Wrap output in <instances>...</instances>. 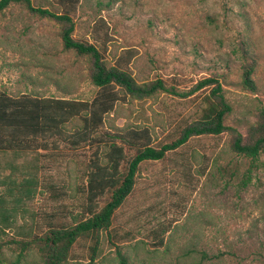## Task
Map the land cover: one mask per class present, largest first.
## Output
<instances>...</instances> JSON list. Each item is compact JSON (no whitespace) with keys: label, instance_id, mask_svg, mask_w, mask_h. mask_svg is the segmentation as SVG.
<instances>
[{"label":"rangeland","instance_id":"rangeland-1","mask_svg":"<svg viewBox=\"0 0 264 264\" xmlns=\"http://www.w3.org/2000/svg\"><path fill=\"white\" fill-rule=\"evenodd\" d=\"M32 3L63 13L56 0ZM73 20V38L96 46L107 67L184 93L217 79L232 110L223 134L193 137L162 161L142 163L112 230L99 242L79 237L68 264H89L95 243V264H264V153L252 160L233 150V130L247 142L264 110V0H81ZM63 28L23 5L0 14V92L96 98L93 59L64 49ZM250 66L254 91L243 84ZM211 90L141 101L120 92L96 135L147 127L155 145L169 143L200 118ZM83 126L78 117L64 130ZM38 145L0 151V264H44L40 239L88 217L87 174L99 156L105 164L107 148L96 141L75 147L49 137Z\"/></svg>","mask_w":264,"mask_h":264},{"label":"trees","instance_id":"trees-1","mask_svg":"<svg viewBox=\"0 0 264 264\" xmlns=\"http://www.w3.org/2000/svg\"><path fill=\"white\" fill-rule=\"evenodd\" d=\"M56 1L63 9L62 14L36 8L32 0H0V14L14 4L23 5L32 14L63 24L64 49L93 59L92 80L99 88V93L89 103L28 95L13 98L0 92V151H31L39 146V140L59 137L75 147L83 142L96 141L103 144L107 152L105 164L100 163L99 156L91 163L87 174L88 217L80 220L74 227L55 229L50 236L40 239L44 241V246L39 247L40 252H46L44 264H68L70 250L79 237L91 235L99 242L100 232L112 230L110 228L115 212L133 192L142 163L162 161L169 152L177 151L193 137L223 134L228 130L224 124L226 116L232 110L217 79L201 81L192 91L184 93L173 85L168 86L163 80L138 84L127 70L107 67L96 46L76 41L72 36L75 30L73 15L77 13L81 0ZM253 74L252 66L245 68L243 84L246 89L254 91L256 87ZM210 87L211 94L205 98L206 106L202 109L200 118L186 125L178 133L179 137L169 143L155 145L153 135L147 127L123 129L101 137L96 135L104 124L103 118L119 101L120 92L126 97L141 101L159 93L186 98ZM78 117L84 118L83 129L79 133H68L64 130L68 123ZM233 132V150L241 156L257 160L264 153V110L260 112V123L251 128L247 142H244L243 136L236 130ZM27 180L26 185L29 186L31 183ZM30 193L27 189L24 195L29 197ZM106 197L107 203L99 208L97 204ZM96 245L92 248L93 257L89 264H95Z\"/></svg>","mask_w":264,"mask_h":264},{"label":"crops","instance_id":"crops-1","mask_svg":"<svg viewBox=\"0 0 264 264\" xmlns=\"http://www.w3.org/2000/svg\"><path fill=\"white\" fill-rule=\"evenodd\" d=\"M121 208V207H120ZM97 261L99 262V259H98V257H97Z\"/></svg>","mask_w":264,"mask_h":264}]
</instances>
